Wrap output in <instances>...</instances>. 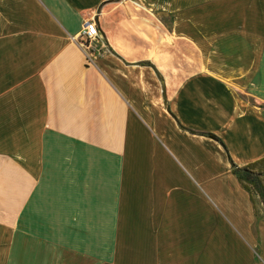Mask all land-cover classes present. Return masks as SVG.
I'll list each match as a JSON object with an SVG mask.
<instances>
[{
    "label": "crops",
    "instance_id": "1",
    "mask_svg": "<svg viewBox=\"0 0 264 264\" xmlns=\"http://www.w3.org/2000/svg\"><path fill=\"white\" fill-rule=\"evenodd\" d=\"M263 157L264 0H0V264H264Z\"/></svg>",
    "mask_w": 264,
    "mask_h": 264
},
{
    "label": "trees",
    "instance_id": "2",
    "mask_svg": "<svg viewBox=\"0 0 264 264\" xmlns=\"http://www.w3.org/2000/svg\"><path fill=\"white\" fill-rule=\"evenodd\" d=\"M232 174L248 194L255 217L258 216L257 203L264 212V157L241 168L233 165Z\"/></svg>",
    "mask_w": 264,
    "mask_h": 264
},
{
    "label": "built area",
    "instance_id": "3",
    "mask_svg": "<svg viewBox=\"0 0 264 264\" xmlns=\"http://www.w3.org/2000/svg\"><path fill=\"white\" fill-rule=\"evenodd\" d=\"M72 41L83 51L88 64H93L94 59L101 54L104 48L95 20L85 22L78 37L72 38Z\"/></svg>",
    "mask_w": 264,
    "mask_h": 264
},
{
    "label": "rangeland",
    "instance_id": "4",
    "mask_svg": "<svg viewBox=\"0 0 264 264\" xmlns=\"http://www.w3.org/2000/svg\"><path fill=\"white\" fill-rule=\"evenodd\" d=\"M257 211H258V217L259 218H264V212L262 210V207L260 206V204L257 203Z\"/></svg>",
    "mask_w": 264,
    "mask_h": 264
}]
</instances>
